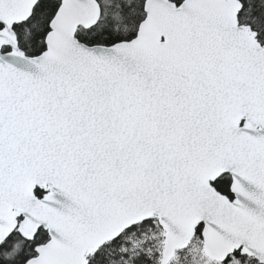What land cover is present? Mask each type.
<instances>
[{
  "label": "snow or ice",
  "instance_id": "1",
  "mask_svg": "<svg viewBox=\"0 0 264 264\" xmlns=\"http://www.w3.org/2000/svg\"><path fill=\"white\" fill-rule=\"evenodd\" d=\"M0 264H264V0H0Z\"/></svg>",
  "mask_w": 264,
  "mask_h": 264
}]
</instances>
